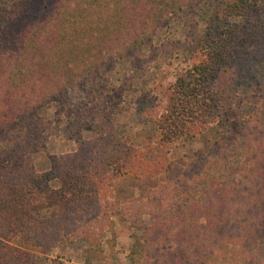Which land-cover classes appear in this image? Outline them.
<instances>
[{
  "label": "trees",
  "instance_id": "obj_1",
  "mask_svg": "<svg viewBox=\"0 0 264 264\" xmlns=\"http://www.w3.org/2000/svg\"><path fill=\"white\" fill-rule=\"evenodd\" d=\"M177 26L187 39L155 42ZM117 63L128 71L112 88L105 68ZM37 75L41 91L27 94ZM93 81L92 111L66 119L79 129L52 134L76 151L36 170L46 129L33 114ZM131 93L136 129L158 133L140 147L115 129ZM208 130V146L170 158ZM162 174L114 198L117 179ZM117 215L139 232L129 264H264V0H0V264H37V250L80 242L117 264Z\"/></svg>",
  "mask_w": 264,
  "mask_h": 264
},
{
  "label": "rangeland",
  "instance_id": "obj_2",
  "mask_svg": "<svg viewBox=\"0 0 264 264\" xmlns=\"http://www.w3.org/2000/svg\"><path fill=\"white\" fill-rule=\"evenodd\" d=\"M176 39V40H185L187 39V33L183 31L179 26L174 28H164L158 32L156 35V43L162 42V39ZM128 70L124 64H116L115 67H111L108 65L105 68V73H109L111 87L115 88L118 87L120 84V79L122 75ZM103 74V73H101ZM93 74L91 77H93ZM98 75H95L93 80L97 79ZM150 76H146L145 79H149ZM39 79L37 75L32 79L31 85L34 87L35 92H30V88L26 90L27 94L31 93H39L43 86H39L36 80ZM62 80V75L58 74L57 72L54 75L48 78V83L53 84L58 81ZM92 82H89L91 87L88 88V83H83L75 88L66 89L64 93L54 97V99L49 102L41 105L37 108L36 112L33 116L39 117L43 119V125L46 129L45 133H42L46 137V140L43 141L41 146L43 151L33 154L30 158L31 162L34 164L36 170L38 171H46L49 169V161L48 156H56L59 157L63 154L73 153L76 151V145L74 143V139L71 138H56L53 136V131L55 130L56 126L59 125L60 130H65L66 125L67 127L73 129H79V127L70 126L67 124V117H85L82 113L91 112L90 106L87 105L90 97V91H92ZM144 80H137L134 82V88H142L144 85ZM43 85V84H42ZM98 89H96L93 94L97 93ZM128 97H125V101L121 103L120 108L121 112L116 116L118 117L115 122V129L117 133L128 143L134 142L135 145L138 147L147 145L155 140H157L158 133L151 127H147L142 130L136 129L135 121L137 117V104L135 102V97L132 93ZM86 105V107H83ZM71 106V107H70ZM59 108L61 110H59ZM56 118V121L54 119ZM100 117V116H99ZM77 124V123H76ZM82 127V126H81ZM83 139L89 140L94 137V132H92L89 128H81L78 130ZM68 133V132H66ZM48 134V136H46ZM216 136V130L211 131L208 130L203 134V136L197 142L191 141H183L181 145L170 154L171 159H178L184 153H192L196 152L204 147L208 146L210 142L213 141L214 137ZM41 148V147H40ZM165 174H162L157 177H149L144 179H135L131 175H126L122 178H119L115 181V191H114V198L116 200H128L132 197L137 196L140 192L152 189L157 187L158 184L164 182ZM146 223H152V220L149 217H145ZM113 221L115 223L114 234H115V250H116V257H117V264H129L128 260L126 259L130 247L133 243L131 235L133 233H137V231L131 227L130 223L124 222L121 218L117 215L113 217ZM139 234V232L137 233ZM93 248V247H91ZM94 249V248H93ZM36 251V250H35ZM37 250V264H103V260L98 259L97 256L89 251L90 246L84 242L80 243H72L67 244L63 248H56L51 253L44 254L43 256L38 254ZM103 254L106 256L108 253V247L106 245L103 246Z\"/></svg>",
  "mask_w": 264,
  "mask_h": 264
}]
</instances>
